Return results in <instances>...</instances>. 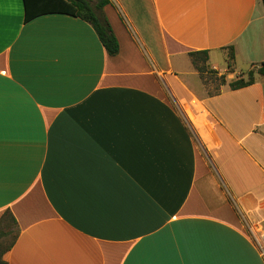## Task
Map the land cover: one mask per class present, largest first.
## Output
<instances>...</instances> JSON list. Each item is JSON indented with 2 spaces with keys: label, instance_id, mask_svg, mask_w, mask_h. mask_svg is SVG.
Returning a JSON list of instances; mask_svg holds the SVG:
<instances>
[{
  "label": "crops",
  "instance_id": "0c3cea01",
  "mask_svg": "<svg viewBox=\"0 0 264 264\" xmlns=\"http://www.w3.org/2000/svg\"><path fill=\"white\" fill-rule=\"evenodd\" d=\"M109 2L116 56L79 18L0 4L6 264H264L239 216L264 220V77L228 86L264 62V5Z\"/></svg>",
  "mask_w": 264,
  "mask_h": 264
},
{
  "label": "trees",
  "instance_id": "16d2710c",
  "mask_svg": "<svg viewBox=\"0 0 264 264\" xmlns=\"http://www.w3.org/2000/svg\"><path fill=\"white\" fill-rule=\"evenodd\" d=\"M109 0H23L24 5V21H29L33 17L44 13H61L79 18L91 25L94 29L99 41L104 47L107 55L116 56L119 52V45L113 31L103 13V7L108 5ZM264 5V0H261ZM229 50V63L233 59L232 48ZM189 57L195 70L199 73L200 78L206 73H217L208 68V52H190ZM259 66L256 73L251 70L246 73V77L238 78L228 84L231 90H237L252 85L255 82V75L264 77V62L255 65ZM218 75V74H217ZM219 85L225 84L224 76H219ZM219 90L215 92L217 94ZM2 224V220H0ZM16 235L13 236L11 247L14 244ZM10 246L0 254V264H6L3 255L9 250Z\"/></svg>",
  "mask_w": 264,
  "mask_h": 264
},
{
  "label": "rangeland",
  "instance_id": "374dc122",
  "mask_svg": "<svg viewBox=\"0 0 264 264\" xmlns=\"http://www.w3.org/2000/svg\"><path fill=\"white\" fill-rule=\"evenodd\" d=\"M91 1L95 2V0H91ZM216 56H219V55H216ZM224 67H225V65L223 63H221L220 69L222 70ZM258 67L259 66L253 67L251 69V71L256 73L258 70ZM200 84L202 86V89L205 92H207L208 94H213L217 90H219V88H220L217 73L215 74V73L209 72V73L204 74L202 76V78H200ZM240 212H241V210H240ZM239 216H240V221L242 222L244 227H246L247 230L253 232L251 236H252L254 242L258 246H259V244H261L263 249H264L263 241H262V234L264 233V220H254L252 218L249 219L243 211L241 213H239ZM10 228L9 229L11 230V235L8 234V224H5V223L0 224V254H2V252L8 246V244L10 242H12L14 230L12 228V225L10 226ZM259 248H260V246H259ZM260 251L262 253L261 248H260ZM5 254L3 255V259L5 257Z\"/></svg>",
  "mask_w": 264,
  "mask_h": 264
},
{
  "label": "built area",
  "instance_id": "2783aa9c",
  "mask_svg": "<svg viewBox=\"0 0 264 264\" xmlns=\"http://www.w3.org/2000/svg\"><path fill=\"white\" fill-rule=\"evenodd\" d=\"M264 234V233H263ZM262 234V241H263V246H264V235ZM259 246H260V248H261V250H262V255L264 256V249H263V247H262V245L261 244H259Z\"/></svg>",
  "mask_w": 264,
  "mask_h": 264
},
{
  "label": "snow or ice",
  "instance_id": "6c2138e0",
  "mask_svg": "<svg viewBox=\"0 0 264 264\" xmlns=\"http://www.w3.org/2000/svg\"><path fill=\"white\" fill-rule=\"evenodd\" d=\"M3 2L4 0H0V4H2ZM14 2L20 3L21 5H23V0H14Z\"/></svg>",
  "mask_w": 264,
  "mask_h": 264
}]
</instances>
